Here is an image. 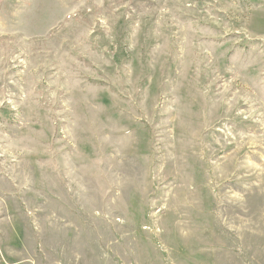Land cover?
I'll use <instances>...</instances> for the list:
<instances>
[{"label": "rangeland", "instance_id": "rangeland-1", "mask_svg": "<svg viewBox=\"0 0 264 264\" xmlns=\"http://www.w3.org/2000/svg\"><path fill=\"white\" fill-rule=\"evenodd\" d=\"M0 264H264V0H0Z\"/></svg>", "mask_w": 264, "mask_h": 264}]
</instances>
